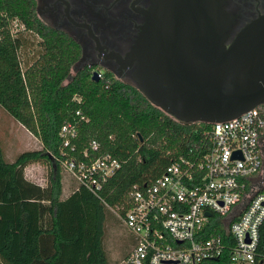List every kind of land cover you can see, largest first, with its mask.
I'll list each match as a JSON object with an SVG mask.
<instances>
[{
    "label": "trees",
    "instance_id": "1",
    "mask_svg": "<svg viewBox=\"0 0 264 264\" xmlns=\"http://www.w3.org/2000/svg\"><path fill=\"white\" fill-rule=\"evenodd\" d=\"M13 22L39 38L36 58L24 69L19 54L26 38L11 33ZM80 54L73 39L37 17L35 0H0V107L42 145L11 162L0 145V264H109L104 235L110 208L126 210L135 184L196 153L210 127L176 121L106 71L98 81L88 67L71 75ZM68 121L78 130L73 150L63 148L59 136ZM91 140L99 152L88 147ZM105 153L120 167L99 195L78 183L62 198L64 159L87 162ZM33 163L48 167L45 186L25 177Z\"/></svg>",
    "mask_w": 264,
    "mask_h": 264
},
{
    "label": "water",
    "instance_id": "2",
    "mask_svg": "<svg viewBox=\"0 0 264 264\" xmlns=\"http://www.w3.org/2000/svg\"><path fill=\"white\" fill-rule=\"evenodd\" d=\"M36 12L178 122L229 120L264 98V15L241 24L220 0H37Z\"/></svg>",
    "mask_w": 264,
    "mask_h": 264
},
{
    "label": "built area",
    "instance_id": "3",
    "mask_svg": "<svg viewBox=\"0 0 264 264\" xmlns=\"http://www.w3.org/2000/svg\"><path fill=\"white\" fill-rule=\"evenodd\" d=\"M208 124L196 153L135 184L123 212L110 208L134 239L126 264H264V113L255 106ZM77 132L61 126L63 148L74 149ZM88 147L100 150L96 140ZM62 167L99 195L120 162L105 153Z\"/></svg>",
    "mask_w": 264,
    "mask_h": 264
},
{
    "label": "rangeland",
    "instance_id": "4",
    "mask_svg": "<svg viewBox=\"0 0 264 264\" xmlns=\"http://www.w3.org/2000/svg\"><path fill=\"white\" fill-rule=\"evenodd\" d=\"M11 33L18 35L21 33L23 39L26 38L24 46L20 50V59L23 69L30 65L36 58L39 38L26 31L22 32V26L13 22ZM76 69L71 70V75ZM0 145L4 152L6 161L11 162L17 154L26 150L41 149L40 140L30 133L21 124L15 121L0 107ZM135 173V170H132ZM49 169L44 164L33 163L24 169L25 177L39 185H45L48 179ZM61 175L64 186V194H68L70 189L77 186L78 182L61 166ZM69 188V189H68ZM131 234L117 216L110 210L105 223L104 247L107 253L109 264H126L127 255L131 249Z\"/></svg>",
    "mask_w": 264,
    "mask_h": 264
},
{
    "label": "flooded vegetation",
    "instance_id": "5",
    "mask_svg": "<svg viewBox=\"0 0 264 264\" xmlns=\"http://www.w3.org/2000/svg\"><path fill=\"white\" fill-rule=\"evenodd\" d=\"M220 3H221V8L226 12V14L229 16H232L235 20H237L241 24L249 23V22L259 18L260 16L264 15V0H220ZM36 6H37V0H35V12H36ZM36 15L45 25H47L50 28L55 29L57 31L63 32L64 34H66L68 37L73 39L79 45L80 50H81V54H80V58L78 59V61L76 62V64L73 67V69H76L74 71V74L78 70H80L84 67H88L91 70V72H94V71L97 72V70H100V72H99L100 77H98V79L101 78L102 72L106 71L109 74H111V76L113 78L119 80L120 82H122L124 84H127L123 80H121L119 77H117V75L115 74L114 71H112L111 69H109L105 66L98 64L82 48V46L79 44V42L77 40H75L72 36H70L66 31H63V30H60V29H57V28H54V27L48 25L38 16L37 12H36ZM129 85H131V84H129ZM258 106L262 109V111L264 113V98Z\"/></svg>",
    "mask_w": 264,
    "mask_h": 264
},
{
    "label": "crops",
    "instance_id": "6",
    "mask_svg": "<svg viewBox=\"0 0 264 264\" xmlns=\"http://www.w3.org/2000/svg\"><path fill=\"white\" fill-rule=\"evenodd\" d=\"M62 184H63V180H62ZM46 185V184H45ZM45 185H41V186H45ZM69 189V188H68ZM74 189V188H73ZM73 189H70L69 190V193L68 194H64V186H63V191H62V198H66V197H68L70 194H71V192L73 191Z\"/></svg>",
    "mask_w": 264,
    "mask_h": 264
}]
</instances>
